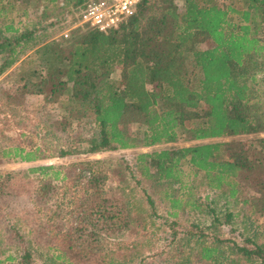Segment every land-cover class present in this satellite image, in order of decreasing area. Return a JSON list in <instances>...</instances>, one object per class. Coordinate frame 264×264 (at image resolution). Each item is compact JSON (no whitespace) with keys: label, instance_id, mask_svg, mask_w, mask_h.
I'll list each match as a JSON object with an SVG mask.
<instances>
[{"label":"trees","instance_id":"obj_1","mask_svg":"<svg viewBox=\"0 0 264 264\" xmlns=\"http://www.w3.org/2000/svg\"><path fill=\"white\" fill-rule=\"evenodd\" d=\"M89 1L0 0V78L20 63L15 87L0 88L2 110L19 131L18 140L0 132V168L256 137L139 153V178L115 158L0 171V264H264V241L223 240L214 216L207 227L179 229L173 220L198 207L179 196L183 166L231 199L249 189L264 213V106L255 88L257 73L264 81V0H140L104 31L77 24ZM32 14L38 26L30 29L21 19ZM67 18L77 25L66 28ZM57 27L66 38L48 34ZM31 97L60 117L44 119ZM75 123L90 126L87 140ZM133 184L143 185L149 215L131 198ZM148 189L169 203L162 238L149 229Z\"/></svg>","mask_w":264,"mask_h":264},{"label":"rangeland","instance_id":"obj_2","mask_svg":"<svg viewBox=\"0 0 264 264\" xmlns=\"http://www.w3.org/2000/svg\"><path fill=\"white\" fill-rule=\"evenodd\" d=\"M21 22H24L23 24H27L28 28L38 26V16L36 14H32L28 17V19H22ZM66 28L68 26L72 27L73 23L70 24V19H66ZM63 23L62 25H64ZM61 28V26H60ZM66 28L59 30L58 27L54 30L49 29L48 34L50 32H53V37L55 39H59L61 34H63L66 31ZM208 43H205L201 45V49L208 48ZM18 73L17 67H12L10 70H8L4 75L0 78V88L2 90H12L16 83L12 85V82L15 80V75ZM256 78L258 80V83L256 84V89L258 90V96L259 101L264 106V81L263 79V73H257ZM27 104L34 108L33 110H40L42 112L44 119H50L55 120L58 119L61 115L57 109H54L51 107L52 105L46 104L43 102V99L41 97H31L28 99ZM2 102H0V132L1 135L7 139L12 140H18V128L16 126L15 121L13 120L12 116L8 111L2 110ZM29 119H36L38 116L34 115H28ZM28 125L36 124L38 123L39 130H43L42 124L39 122H26ZM89 131L90 126H87L86 129H83L82 124L75 123L74 124V132L79 133L83 140H87L89 138ZM263 136V135H262ZM2 137V138H3ZM256 136H240L237 138H227V139H210V140H204L199 142H178L177 144H170L167 146H158L152 149H137V150H122L119 152H103L100 154H96L94 156H84L79 155L78 157H67L65 159H58V158H50L44 161L39 162H33V163H20V162H11L7 163L4 162L2 167L0 168L1 172L7 171V170H26L32 167H36L39 165H67L71 162H75L78 160H86V158L89 159H123L124 162L128 164L130 170L134 172L136 178H139L138 172L136 170L135 165V155L142 153V152H149L153 150H161L164 148H180V147H186L193 144H208V143H219V142H228L231 140H238V141H244L248 139H253ZM2 138H0V142L2 141ZM1 145V144H0ZM6 145V144H4ZM86 144L83 145V148H86ZM53 153V151H51ZM51 152L49 154H51ZM182 178L184 181V185H186V188L183 189L179 196L182 197L184 194L186 197L190 199V202L193 203V206L197 207L194 209L185 208L184 210L179 209L178 215L173 220H176L179 225V229H182L183 227H189L190 223H196L201 227H207L211 226L213 223L214 217L219 219L220 224L217 225L216 233L218 234L219 238L226 240H237L241 241L242 238H253L254 241H257L259 243L263 242L262 235V226L264 225V213H259L255 209L254 205V198L252 197V192L249 189H245L241 192V195L238 198L231 199L227 196L226 193H221L218 191H213L209 189L206 185V183L201 179L200 176H197L194 178V176L191 174V170L187 166H183L182 171ZM31 178H34V176H31ZM133 187L129 189L131 192V198L136 199L137 205L140 207V213L143 215L150 214V208L146 201V194L143 193L142 186H138L136 188V185H132ZM178 185H175V188H177ZM134 188V191L132 190ZM25 196V195H23ZM151 197V199L154 201V211L155 216L152 215L153 222L150 224V230L154 231V233L159 236V238H162L164 236V233L168 232L167 227H163L162 223L164 222V219L168 218V205L169 203L164 199L163 196L157 195L156 197L154 194H152V191L148 189L147 197ZM246 201V203H244ZM226 215L230 216L229 223H225ZM214 216V217H213ZM172 220V219H170ZM154 224V225H153ZM159 228L157 229V227ZM165 229V231H164ZM224 249V248H223ZM14 248H11V251H13ZM44 251V250H41ZM7 254V249L5 250ZM5 255L0 254V259H2ZM52 254H45L44 258L51 257ZM35 264H40L39 261L35 262Z\"/></svg>","mask_w":264,"mask_h":264},{"label":"built area","instance_id":"obj_3","mask_svg":"<svg viewBox=\"0 0 264 264\" xmlns=\"http://www.w3.org/2000/svg\"><path fill=\"white\" fill-rule=\"evenodd\" d=\"M139 2L140 0H90L81 11L77 24H86L99 31L117 28L121 21L134 14ZM67 35L66 29L61 36L66 38Z\"/></svg>","mask_w":264,"mask_h":264},{"label":"crops","instance_id":"obj_4","mask_svg":"<svg viewBox=\"0 0 264 264\" xmlns=\"http://www.w3.org/2000/svg\"><path fill=\"white\" fill-rule=\"evenodd\" d=\"M22 19H24V18H22ZM22 19H21V20H22ZM22 23H24V22H22ZM19 64H20V63H16L13 67L18 66ZM4 74H5V73H4ZM4 74H3V75H4Z\"/></svg>","mask_w":264,"mask_h":264}]
</instances>
